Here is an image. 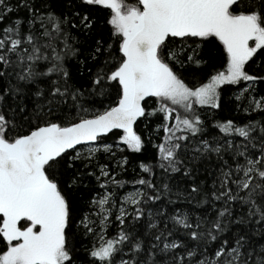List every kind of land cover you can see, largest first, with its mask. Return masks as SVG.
Listing matches in <instances>:
<instances>
[{"label": "snow or ice", "instance_id": "6c2138e0", "mask_svg": "<svg viewBox=\"0 0 264 264\" xmlns=\"http://www.w3.org/2000/svg\"><path fill=\"white\" fill-rule=\"evenodd\" d=\"M0 264H264V0H0Z\"/></svg>", "mask_w": 264, "mask_h": 264}]
</instances>
